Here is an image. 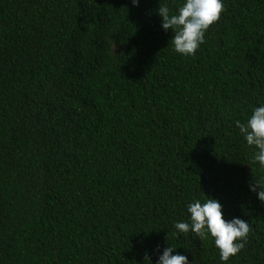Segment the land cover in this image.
I'll list each match as a JSON object with an SVG mask.
<instances>
[{"label": "trees", "instance_id": "trees-1", "mask_svg": "<svg viewBox=\"0 0 264 264\" xmlns=\"http://www.w3.org/2000/svg\"><path fill=\"white\" fill-rule=\"evenodd\" d=\"M159 2L181 0H0V264H155L167 244L221 264L171 235L207 197L251 225L228 264H264V168L235 126L264 103V0H223L194 57Z\"/></svg>", "mask_w": 264, "mask_h": 264}, {"label": "clouds", "instance_id": "clouds-1", "mask_svg": "<svg viewBox=\"0 0 264 264\" xmlns=\"http://www.w3.org/2000/svg\"><path fill=\"white\" fill-rule=\"evenodd\" d=\"M139 3L140 0H131L133 7H138ZM223 10V0H181L174 8L168 3L159 2L155 11L160 17L161 29L172 33V50L183 57H194L205 42L206 32L219 21ZM235 126L246 145L254 148V161L264 168V103L253 107L244 122L236 120ZM249 191L264 203V187H261V182L255 181L249 185ZM186 211L188 220L176 222L175 231L171 235L179 237L193 233L200 238H211L221 264H228L230 258H234L247 243L251 225L240 217L225 219L219 200L207 197L202 202L196 199L187 204ZM167 245L158 255L155 264H190L187 256L176 252L177 248L173 245ZM144 264H152L147 255Z\"/></svg>", "mask_w": 264, "mask_h": 264}]
</instances>
